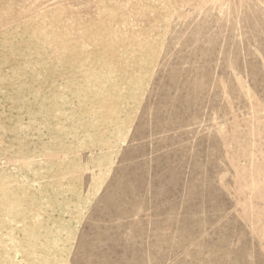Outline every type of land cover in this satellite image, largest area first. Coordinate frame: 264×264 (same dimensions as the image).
I'll use <instances>...</instances> for the list:
<instances>
[{
	"label": "rangeland",
	"instance_id": "rangeland-1",
	"mask_svg": "<svg viewBox=\"0 0 264 264\" xmlns=\"http://www.w3.org/2000/svg\"><path fill=\"white\" fill-rule=\"evenodd\" d=\"M0 264H264V0H0Z\"/></svg>",
	"mask_w": 264,
	"mask_h": 264
}]
</instances>
